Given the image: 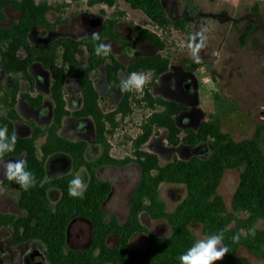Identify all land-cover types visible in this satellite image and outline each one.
Instances as JSON below:
<instances>
[{
    "label": "flooded vegetation",
    "instance_id": "1",
    "mask_svg": "<svg viewBox=\"0 0 264 264\" xmlns=\"http://www.w3.org/2000/svg\"><path fill=\"white\" fill-rule=\"evenodd\" d=\"M95 22V19L85 18L80 25L69 30L85 33L96 27ZM98 23L99 32L102 23ZM52 32L38 26L31 38L48 46L54 42L50 39ZM106 37L102 35L101 42ZM114 40L124 45L125 55L127 42ZM118 59L115 56V62L123 64ZM56 61L57 72L38 60H32L25 68L16 65L8 69L0 57V127L7 128L9 138L13 133L17 136L14 150L3 154V161L25 160L26 170L36 178L35 187L23 190L14 180L8 179L0 167V264L83 262L80 256L87 252L90 262L102 264L112 262L111 250L123 247L126 248L120 262L159 264V260L151 259L146 249L152 237L170 238L175 230V220L186 221L194 238L184 250L199 239L192 229L193 224L201 225V239L213 235L204 232L201 222L188 221V217L180 213L179 208L189 194L185 182L143 179L140 153L133 148L131 157L114 156L109 141L113 131L107 120L106 130L99 134L94 117L83 114V84L78 77L79 71H87L95 105L108 115L115 109L104 112L100 108L101 100L103 97L119 99L116 105L119 106L128 94L119 88L120 75L129 74L128 70L112 65V60L107 57L94 68H75L76 76H73L68 74V68L63 67L61 59ZM107 63L112 66H107ZM100 70L102 73L98 75ZM56 74L61 83H54ZM167 83L169 86L164 85L157 90L181 101L174 102L172 109L176 110L171 117L175 126L184 129L177 133L178 137L182 133L185 136L191 126L202 123L196 109L197 84L193 79H187L185 74H174ZM157 101L153 106L164 111L165 102ZM118 114L121 113H115L114 119ZM163 128L166 130L164 145L148 142L145 146L148 153L158 155V166L176 162L178 153L198 157L213 155L207 142L198 141L193 146L183 142L171 144L168 139L170 130ZM170 148L175 150L174 155L170 156L169 162L161 163L172 153ZM146 149L142 145L137 148L141 152H146ZM77 175L82 176L86 184L83 197L68 194L69 181ZM145 185H160L161 189L158 188L157 192L156 188V193L150 194L146 192ZM5 218L11 220L10 224L2 222ZM137 235L145 236L141 246L133 245ZM61 242L63 247L60 250ZM127 249L138 251L141 256L134 258L136 261L130 260L133 257L128 256ZM94 250L98 254L95 253L91 259ZM52 251H56V260L52 259ZM165 257L166 262L180 264L179 260H172L168 255Z\"/></svg>",
    "mask_w": 264,
    "mask_h": 264
},
{
    "label": "rangeland",
    "instance_id": "2",
    "mask_svg": "<svg viewBox=\"0 0 264 264\" xmlns=\"http://www.w3.org/2000/svg\"><path fill=\"white\" fill-rule=\"evenodd\" d=\"M33 2L34 5L47 9L44 13V22L32 20L34 22L25 33V46L15 51L14 56L17 60H28L30 63L34 52L44 47L42 45L44 42L37 43L31 38V34L38 26H44L53 31L50 39L54 42L51 44H58L61 39L75 43L73 47L76 46L77 50L73 52L72 58L74 57L80 68H85L89 66L85 40L91 37L92 32L98 31V22L101 21V30L102 28L108 30L103 34L107 37L103 38L102 42H109L112 45L109 54L114 59L118 56V60L123 62L120 66L127 69L129 74L143 73L148 78L142 91H127L128 111L120 112L121 114H118L117 119L114 120L115 125L111 127L113 134L109 136L110 151L116 157H131L135 140L143 130L147 131V128L150 132L142 147L146 149L148 142L164 145L166 130L163 128L162 114H167L169 111L171 116L176 110V108L172 109L174 102L181 101L157 88L169 86L167 82L174 74L176 76L185 74L187 79L195 81L198 97L196 109L200 112L202 123L197 122L191 126L192 129L187 130L185 136L183 133L179 134V137L178 134L172 136L170 132L168 139L171 144L183 142L190 146L198 141L207 142L211 148L210 152L213 153L210 157L191 156L189 153L184 156L178 153L177 162L194 159L207 163L215 157L218 146L224 153L214 173L211 171L209 173L208 169L200 165L203 169L202 173L207 174V178H204L199 187V196H203V203L205 199L207 203L210 202L212 208L220 204L223 206L220 214L227 219L225 230L227 232L233 230L234 233L232 232L231 235L239 234L240 239L234 251L235 255L232 254L233 257L227 252L214 264H264V219L254 220L247 211L232 208V195L240 173L244 169V162L236 151L229 148L230 141L239 143L254 138L257 129L260 128L261 146L264 152V0H161L164 19L162 23L150 19L142 10L131 7L125 0H114L111 5L97 0H33ZM27 4H30V0H0V29L12 30L18 27L23 15L22 8L27 7ZM85 18L95 19L96 27L85 33L69 30L80 25ZM19 28L23 29L21 26ZM198 31L204 32L206 46L198 53L200 62L195 63L188 45L189 38ZM114 38L127 42L128 51L125 55L124 45ZM1 47L5 48L6 44ZM24 49L28 52L26 57ZM133 51L134 55L130 56L129 53ZM57 52L58 57L63 51L60 49ZM56 63L58 64V61ZM68 65V63L63 65L64 68H68L67 71L71 69ZM108 65L110 64L107 63ZM147 67L164 68V70L161 74ZM98 72L99 75L102 70ZM127 75L123 73L120 76L123 79ZM146 92L152 94L156 101L159 99L160 102H165L163 105L165 110L161 111V107L151 106L145 99ZM118 101L119 99L103 97L100 108L104 112L116 110ZM155 114H159L160 119L151 122L150 118ZM217 124L220 129V141L215 132ZM106 126L105 124V130ZM176 128L178 131H184L183 128L179 129L177 126ZM169 151L172 153L165 156L161 163L169 162L170 156L174 155L173 148ZM176 168L177 165L172 170ZM197 172L199 171H192L195 174ZM158 173L157 170L151 171L156 177ZM178 177V172L168 170L157 179L163 182L178 181ZM159 186L145 185V190L154 194L156 188L158 192ZM156 216L158 215H154ZM253 227H255L254 237L248 234V230ZM192 229L201 239V225L193 224ZM144 235H137L133 245L141 246L145 241ZM232 242L228 235L227 246L226 244L224 246L231 249L234 245ZM87 253L80 256L83 262L62 264H100V262H90ZM95 253H97L95 250L91 253V259ZM57 258L56 251H52V259ZM136 259L130 258L134 261Z\"/></svg>",
    "mask_w": 264,
    "mask_h": 264
},
{
    "label": "trees",
    "instance_id": "3",
    "mask_svg": "<svg viewBox=\"0 0 264 264\" xmlns=\"http://www.w3.org/2000/svg\"><path fill=\"white\" fill-rule=\"evenodd\" d=\"M98 2H104L108 5H111L114 0H97ZM130 4L131 7L142 10L150 19L156 21L157 23L163 22L162 15V5L161 0H125ZM23 15L20 18L21 24L19 26L23 27L20 29L19 26L9 29H0V56L6 68H11L16 65H21L24 68L28 66L29 61H21L17 60L14 56L15 51L21 47L25 46V33L29 28L30 24H32L35 20L36 22H44V13L47 9L44 7H39L34 5L33 0H30V4H27V7L22 8ZM161 17V18H160ZM39 22V23H40ZM19 30V31H18ZM107 29L102 28L99 32L100 37L107 32ZM64 40H60L58 44H50L48 46L40 47L35 52L34 57L31 60L40 61L45 67L50 69H54L57 72L56 68V60L55 58L61 59L63 65L65 66L68 63L71 69L68 71L69 75L76 76L74 73L75 68H79L78 63L75 61L74 57L72 58L73 52L77 50V47L74 46V42L71 40L69 42H63ZM88 47V64L90 68L96 67L98 64L104 62V60L109 57L113 64L117 67H121L120 64L116 63L114 58L108 54L107 56H97L94 52L95 43L92 38H88L85 40ZM101 42V41H100ZM6 44V47L3 49L2 45ZM62 49V53L57 57L58 52ZM30 60V61H31ZM152 60V59H151ZM154 60V59H153ZM108 65V66H112ZM63 66V67H64ZM115 67V68H117ZM109 68V67H108ZM149 69H154L156 73H161L164 68L158 69L147 67ZM62 73V70L60 71ZM78 77H81V81L83 84V96H84V105H83V114L92 115L94 117L96 123V130L99 134H102L105 131L106 120L109 123L110 127L115 125L114 116L117 112L125 113L128 111V96H125L122 102L119 104L116 110L112 113L105 115L103 114L99 107L95 105L93 90L91 89L90 82L87 79V71H79ZM55 84L61 83V79L58 78V75H55ZM145 99L150 103L151 106L154 105L156 99H154L149 92L145 93ZM160 101V100H159ZM166 113V112H164ZM159 114H155L151 116V122H156L160 118ZM164 118H162V124L166 128H168L171 132V135L174 136L179 131L175 126L173 118L170 116L168 111L167 114H162ZM218 121V118H217ZM146 128V127H145ZM143 130V132L137 137L135 140L134 146L136 148V152L140 153L139 164L142 168V177L143 179H151L156 180L157 178H161L166 171H175L178 172L179 177L178 181L185 182L189 189V194L184 203L180 206V213L188 217V221H199L203 224L204 232L209 234H217L223 232L224 234V244L227 246L228 235L232 240L234 234L231 233L234 231H226L225 227L226 218H223L221 211H223V206L218 205L215 208H212L211 203L205 199L203 203V196H199L200 194V186L204 178H207V174H203L201 169L202 165L208 172L210 171L214 173L215 167L217 166L220 159H222L224 153L222 148L217 147V151L213 160L209 162H203L198 160H190V161H179L175 162V164H170L165 166V168H161L157 165V157L148 152L138 151L139 148L148 138L150 129ZM219 124L216 125L215 132L219 137ZM260 128L257 129L254 138H250L244 140L239 143L229 142L230 149L234 152L236 151L237 155H240L242 161L244 162V169L240 173L239 183L236 187V190L233 194L232 198V208L234 210H242L247 211L254 220L264 219V152L263 147L261 146V138H260ZM26 147V145L24 146ZM177 163V164H176ZM228 164V163H227ZM177 165V168L172 170L174 166ZM152 170H157L159 173L158 177L151 174ZM192 171H199L197 174L192 173ZM177 175V173H176ZM158 181V179H157ZM219 201V200H218ZM201 208V210H197ZM195 211H199L198 214H195ZM5 224H10L11 220L5 218L2 220ZM174 233L168 239H157L152 237L150 240V245L146 249L150 252L151 259L159 260V264H173V262H166L167 258L165 255H168L172 260H179V256L184 253L186 250L184 248L188 246L191 242H193V236L191 235L189 229L186 226V221L184 223L181 220L174 221ZM239 227H237L238 229ZM234 244L231 249H228V254L232 256L234 251L236 250L237 243L232 242ZM63 247V242L60 243L59 249ZM126 248V247H125ZM125 248H117L111 250V261L115 263H119L122 260L124 255ZM128 256L133 258H139L141 255L137 254L138 251H134L132 249H127ZM233 257V256H232ZM162 261V262H161ZM246 262V261H245ZM150 264H156V262H150Z\"/></svg>",
    "mask_w": 264,
    "mask_h": 264
},
{
    "label": "clouds",
    "instance_id": "4",
    "mask_svg": "<svg viewBox=\"0 0 264 264\" xmlns=\"http://www.w3.org/2000/svg\"><path fill=\"white\" fill-rule=\"evenodd\" d=\"M91 38L95 43L94 52L97 56H107L112 45L109 42H100L101 37L98 31L91 33ZM189 42V49L192 53L195 63L200 62L198 55L199 51L206 46V36L203 31H198L192 35ZM134 55V51L129 53ZM148 78L143 73L132 72L126 78L121 79L119 88L122 92L125 91H142ZM17 142L15 133L9 138L6 127H0V167L3 169V174L9 179L14 180L21 189L28 190L36 186V178L31 171L26 170V161L23 159L3 161V154L14 150ZM86 191V184L82 176H75L69 181L68 194L72 197H83ZM248 234L255 236V227L248 230ZM223 232L206 236L198 239L191 247L179 256L180 264H214L215 261L221 260L228 252L226 246L223 245ZM239 234L234 235L232 240L234 243L239 241Z\"/></svg>",
    "mask_w": 264,
    "mask_h": 264
},
{
    "label": "water",
    "instance_id": "5",
    "mask_svg": "<svg viewBox=\"0 0 264 264\" xmlns=\"http://www.w3.org/2000/svg\"><path fill=\"white\" fill-rule=\"evenodd\" d=\"M199 116H200V114H199Z\"/></svg>",
    "mask_w": 264,
    "mask_h": 264
}]
</instances>
